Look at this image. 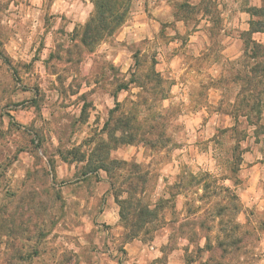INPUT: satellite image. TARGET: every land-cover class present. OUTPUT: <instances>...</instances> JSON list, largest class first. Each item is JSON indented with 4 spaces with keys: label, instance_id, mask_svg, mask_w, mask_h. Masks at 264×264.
<instances>
[{
    "label": "clouds",
    "instance_id": "clouds-1",
    "mask_svg": "<svg viewBox=\"0 0 264 264\" xmlns=\"http://www.w3.org/2000/svg\"><path fill=\"white\" fill-rule=\"evenodd\" d=\"M0 264H264V0H0Z\"/></svg>",
    "mask_w": 264,
    "mask_h": 264
}]
</instances>
